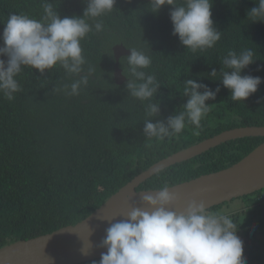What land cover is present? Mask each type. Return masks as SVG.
I'll use <instances>...</instances> for the list:
<instances>
[{
	"label": "trees",
	"instance_id": "obj_1",
	"mask_svg": "<svg viewBox=\"0 0 264 264\" xmlns=\"http://www.w3.org/2000/svg\"><path fill=\"white\" fill-rule=\"evenodd\" d=\"M60 16H82L85 0H49ZM149 0H116L113 11L102 18L104 31L81 41L84 54L96 69L79 96L53 92L71 80L62 68L41 75L25 68L17 77L22 91L8 101L0 94V249L12 243L52 233L82 221L100 208L135 176L160 160L223 131L264 126V22L251 23L247 13L256 0H214L212 18L222 33L215 47L187 51L173 35L172 8L158 14ZM41 0H0V46L4 23L10 14L39 19ZM92 23V21H89ZM123 44L145 50L161 88L156 100L160 114L152 120L167 123L187 103L184 82L194 79L216 92L200 134L186 127L179 139L157 143L144 135L145 103L130 97L124 75L127 61L120 59L126 81L114 82L113 47ZM254 52L256 62L243 75L260 77L258 91L246 101L234 102L220 74L229 51ZM7 62V57H3ZM127 75V73H125ZM203 91V89H201ZM264 142V137H245L222 143L190 160L177 163L142 183L138 190H155L163 178L173 185L218 172L236 164ZM257 191L250 195L259 197ZM247 195V196H250ZM247 196L240 197L242 199ZM227 202L211 208L218 211ZM251 209L241 219L238 235L244 242L247 264H264V215ZM99 260L85 264H98Z\"/></svg>",
	"mask_w": 264,
	"mask_h": 264
},
{
	"label": "clouds",
	"instance_id": "obj_2",
	"mask_svg": "<svg viewBox=\"0 0 264 264\" xmlns=\"http://www.w3.org/2000/svg\"><path fill=\"white\" fill-rule=\"evenodd\" d=\"M82 16L61 17L54 3L41 0L43 9L39 19L28 14H10L4 23L3 46H0V94L8 101L22 91L17 77L25 68L38 70L41 75L62 68L71 80L57 85L53 92L65 96H79L89 84L96 69L87 60L81 41L89 34L104 31L102 18L111 13L116 0H85ZM258 7L247 13L251 23L264 22V0H256ZM214 0H149L148 8L158 14L170 6L173 35L178 36L187 51L203 52L215 47L222 38L213 18ZM89 21H92L90 23ZM124 75L130 97L145 103L144 135L147 141L157 143L166 139H179L186 127L195 126L199 135L202 121L213 105L207 102L216 99L207 85L194 79L184 82L183 96L187 103L182 111L168 118L167 123L152 120L159 116L161 102L156 100L161 88L151 68L152 58L143 49L129 48ZM7 57V62L3 59ZM254 52L244 49L237 53L229 51L222 60L223 69H215L209 78L216 80L218 74L223 86L234 102L246 101L255 94L262 83L260 77L243 75L256 62ZM127 73V75L125 74ZM203 89V91H201ZM162 171L157 176H162ZM167 178L153 191L155 195L144 194L142 201L151 210L133 208L126 219L111 223L101 247L98 264H247L244 242L238 235L240 225L229 215L213 212L203 200H192L182 212L169 210L177 196ZM99 210V209H98ZM86 245L82 250L88 254Z\"/></svg>",
	"mask_w": 264,
	"mask_h": 264
},
{
	"label": "water",
	"instance_id": "obj_3",
	"mask_svg": "<svg viewBox=\"0 0 264 264\" xmlns=\"http://www.w3.org/2000/svg\"><path fill=\"white\" fill-rule=\"evenodd\" d=\"M113 54L114 82L121 85L126 77L120 68V59L131 53L123 44H117L113 47ZM245 137H264V126L229 129L160 160L135 176L99 210L77 224L1 248L0 264H85L101 259L102 253L107 251L101 247V242L111 223L126 219L136 207L151 210L143 203L142 197L144 194L155 195V192L142 193L153 191L138 190L142 183L158 171L197 157L222 143ZM261 190H264V142L229 168L175 185L172 192L177 201L169 210L182 212L192 200H203L211 209ZM89 244L88 254L84 255L82 250Z\"/></svg>",
	"mask_w": 264,
	"mask_h": 264
},
{
	"label": "rangeland",
	"instance_id": "obj_4",
	"mask_svg": "<svg viewBox=\"0 0 264 264\" xmlns=\"http://www.w3.org/2000/svg\"><path fill=\"white\" fill-rule=\"evenodd\" d=\"M259 195V197L250 195L244 199L236 198L230 202H227V204L223 205L220 209H218V211L215 212H222L229 216L236 212H240V219L244 215H248L251 209H254L259 216H261L260 214L264 215V191H262Z\"/></svg>",
	"mask_w": 264,
	"mask_h": 264
}]
</instances>
